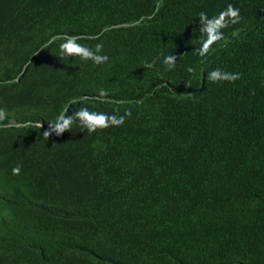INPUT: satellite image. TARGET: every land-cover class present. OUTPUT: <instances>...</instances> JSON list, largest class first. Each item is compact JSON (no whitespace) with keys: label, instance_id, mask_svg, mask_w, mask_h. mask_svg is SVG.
Wrapping results in <instances>:
<instances>
[{"label":"trees","instance_id":"1","mask_svg":"<svg viewBox=\"0 0 264 264\" xmlns=\"http://www.w3.org/2000/svg\"><path fill=\"white\" fill-rule=\"evenodd\" d=\"M0 110V264H264V0H0Z\"/></svg>","mask_w":264,"mask_h":264},{"label":"clouds","instance_id":"2","mask_svg":"<svg viewBox=\"0 0 264 264\" xmlns=\"http://www.w3.org/2000/svg\"><path fill=\"white\" fill-rule=\"evenodd\" d=\"M239 16V10L234 8L231 4L227 6L226 10L220 12L218 16L212 17L211 19L207 17L206 13L201 12L199 17L202 27L199 29V31L206 37V39L202 40L201 48L196 50L197 54L201 57L205 56L209 52L211 46L222 39L223 34L221 29L227 27L229 22L238 23ZM76 40L77 37H71L66 43L60 44L59 47L61 54L67 56H80L84 60L91 59L97 65L106 63L108 61L109 58L106 55L97 54L102 51V44H98L96 46L95 52H93L92 50L78 44ZM176 59V56L169 55L164 59V64L170 69L175 65ZM154 63L155 61H153L152 64L146 63L145 67H152ZM187 71L192 72L193 69L189 67ZM208 79L213 83L220 81L235 82L236 80L240 79V75L238 73L232 74L223 72L220 69H216L208 74ZM106 95V92L103 90L100 91L101 97ZM3 115V110H0V118H2ZM126 116H131L130 110H127L124 116L119 117L116 115L108 116L103 113L89 112L86 108H82L77 113H75V118H78L81 122V125L87 128L90 133L96 132L97 129H105L110 126H121L125 122ZM73 119V117L65 118L64 116H61L56 124L49 125V130L45 131L44 133L45 138L51 136L52 132H56L59 135L70 130ZM19 172V167L13 169V174H19Z\"/></svg>","mask_w":264,"mask_h":264}]
</instances>
